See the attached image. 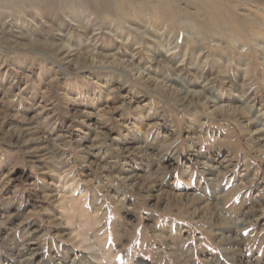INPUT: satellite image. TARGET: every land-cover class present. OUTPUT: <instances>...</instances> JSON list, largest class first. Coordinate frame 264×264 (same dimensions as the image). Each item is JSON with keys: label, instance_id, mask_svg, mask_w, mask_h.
<instances>
[{"label": "rangeland", "instance_id": "obj_1", "mask_svg": "<svg viewBox=\"0 0 264 264\" xmlns=\"http://www.w3.org/2000/svg\"><path fill=\"white\" fill-rule=\"evenodd\" d=\"M0 264H264V0H0Z\"/></svg>", "mask_w": 264, "mask_h": 264}, {"label": "bare ground", "instance_id": "obj_2", "mask_svg": "<svg viewBox=\"0 0 264 264\" xmlns=\"http://www.w3.org/2000/svg\"><path fill=\"white\" fill-rule=\"evenodd\" d=\"M38 41V40H37ZM43 42V41H42ZM42 44V43H41ZM65 51V50H64ZM69 52V51H68ZM68 52H66L65 54H67ZM77 54V53H76ZM104 56V55H103ZM132 57H133V55H131ZM65 57V56H64ZM66 58V57H65ZM105 58V57H104ZM134 58V57H133ZM66 60H67V58H66ZM68 62H70V60H67ZM66 61V62H67ZM107 61V60H106ZM130 62V61H129ZM156 62V61H155ZM22 63V62H21ZM113 63V62H112ZM134 63V62H133ZM116 64H121L120 63V61L118 60V62L116 63ZM136 65V64H135ZM134 64L133 65H131L132 67L133 66H135ZM69 66V65H68ZM130 66V67H131ZM138 71V70H137ZM140 79H142V80H144V81H146L147 83H149V85H151V86H154L155 84H156V82L154 81V80H152V79H150L149 77H147V74L145 75L144 73H141V76H140ZM157 85V84H156ZM120 87H121V85H120ZM118 89H119V87H118ZM111 91H113V90H111ZM194 92H197V91H194ZM199 95H201V93L200 92H198V93H193V95H192V97L194 98V97H197L198 98V96ZM185 97H188L187 96V94L185 95ZM191 98V97H190ZM192 98V99H193ZM213 106V105H212ZM218 106V105H217ZM215 107V108H213V110L212 111H214L215 113H217V112H225L226 111V107H224V106H219V107ZM232 108H235V107H232ZM232 108H231V110H232ZM150 109V108H149ZM235 109H237V108H235ZM228 111V110H227ZM233 112H234V110H232ZM41 112V111H40ZM69 134V133H68ZM134 146V145H133ZM230 147V146H229ZM134 150H141V147H139V146H135L134 148H133ZM129 150V149H128ZM259 150H261V149H259ZM127 153V152H126ZM115 162V161H114ZM91 164V163H90ZM106 174V173H105ZM106 176V175H105ZM147 176V175H146ZM155 177V176H154ZM122 180H126V181H130V180H134V176L132 175V176H129V177H122L121 178ZM151 179V178H150ZM133 183V182H132ZM138 183V182H137ZM144 187V186H143ZM161 190V189H160ZM234 191V190H233ZM146 192V191H145ZM168 193V192H167ZM161 195V194H160ZM186 195V194H185ZM194 196V195H193ZM171 197V196H170ZM182 197V196H181ZM183 198V197H182ZM146 199V198H145ZM186 199H188V198H186ZM163 201V200H162ZM186 203V202H185ZM188 203V202H187ZM192 203V202H191ZM190 204V203H189ZM186 207V206H185ZM195 208V207H194ZM166 209V208H165ZM198 209V208H197ZM165 211V210H164ZM190 211V210H189ZM208 214V213H207ZM156 223V222H155ZM224 239V238H223ZM223 241V240H222ZM227 241V240H226ZM234 261V260H233Z\"/></svg>", "mask_w": 264, "mask_h": 264}]
</instances>
